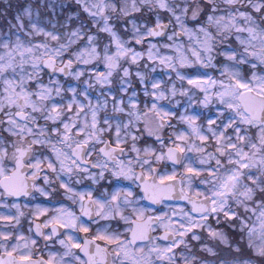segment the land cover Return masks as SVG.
<instances>
[{"label": "snow or ice", "instance_id": "snow-or-ice-1", "mask_svg": "<svg viewBox=\"0 0 264 264\" xmlns=\"http://www.w3.org/2000/svg\"><path fill=\"white\" fill-rule=\"evenodd\" d=\"M0 264H264V0H0Z\"/></svg>", "mask_w": 264, "mask_h": 264}]
</instances>
